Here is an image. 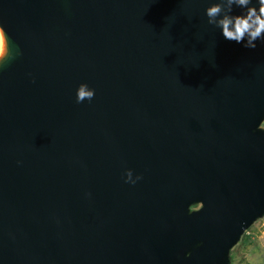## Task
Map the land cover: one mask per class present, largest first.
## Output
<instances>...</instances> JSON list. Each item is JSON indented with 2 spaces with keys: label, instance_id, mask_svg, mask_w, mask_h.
Returning <instances> with one entry per match:
<instances>
[{
  "label": "water",
  "instance_id": "obj_1",
  "mask_svg": "<svg viewBox=\"0 0 264 264\" xmlns=\"http://www.w3.org/2000/svg\"><path fill=\"white\" fill-rule=\"evenodd\" d=\"M211 2L0 0V264H231L264 216V43Z\"/></svg>",
  "mask_w": 264,
  "mask_h": 264
},
{
  "label": "clouds",
  "instance_id": "obj_2",
  "mask_svg": "<svg viewBox=\"0 0 264 264\" xmlns=\"http://www.w3.org/2000/svg\"><path fill=\"white\" fill-rule=\"evenodd\" d=\"M234 6L243 9V12L233 14ZM205 13L208 24L220 28L225 39L244 42V47L252 49L256 48L257 40L264 43V0H255V3L253 0H213ZM0 37V65H3L13 58L14 53L8 48L6 39ZM94 95V89L86 83H80L76 102L82 103L85 99L90 101ZM126 181L135 182L131 170L126 172Z\"/></svg>",
  "mask_w": 264,
  "mask_h": 264
},
{
  "label": "rangeland",
  "instance_id": "obj_3",
  "mask_svg": "<svg viewBox=\"0 0 264 264\" xmlns=\"http://www.w3.org/2000/svg\"><path fill=\"white\" fill-rule=\"evenodd\" d=\"M229 254L231 264H264V216L245 230Z\"/></svg>",
  "mask_w": 264,
  "mask_h": 264
},
{
  "label": "snow or ice",
  "instance_id": "obj_4",
  "mask_svg": "<svg viewBox=\"0 0 264 264\" xmlns=\"http://www.w3.org/2000/svg\"><path fill=\"white\" fill-rule=\"evenodd\" d=\"M0 38H2V37H0Z\"/></svg>",
  "mask_w": 264,
  "mask_h": 264
}]
</instances>
